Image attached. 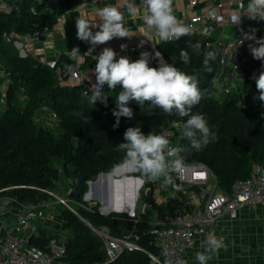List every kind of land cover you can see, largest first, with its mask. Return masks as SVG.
Masks as SVG:
<instances>
[{"label": "trees", "instance_id": "trees-1", "mask_svg": "<svg viewBox=\"0 0 264 264\" xmlns=\"http://www.w3.org/2000/svg\"><path fill=\"white\" fill-rule=\"evenodd\" d=\"M77 0H5L8 12L0 13V67L7 73L9 88L6 92V107L0 114V191L14 197L20 204H34L47 200L46 191L56 188L61 178L76 181L81 174L85 181L94 179L99 173H111L125 160V152L117 145L124 142L123 133L128 127H138L147 135L163 134L173 123H181L178 147L188 146L182 136V125L187 117L175 112L168 115L159 108H143L129 104L133 118H120L114 128L116 118L115 98L121 90L119 86L110 90L105 85L106 103L90 101L82 95L83 85L60 87L55 83V67L63 63H74L69 56H61L54 64L39 61L31 55L19 56L12 43H7L5 33L16 36L31 35L53 27L57 18L72 9ZM249 0H242L247 5ZM201 6V5H200ZM264 37V27L256 34ZM200 44L199 49L189 46ZM215 39L202 37L196 31L192 36L180 40L159 42L155 51H160L168 63H173L181 71L194 75L202 99L193 107V114H203L210 128L209 143L200 151L189 149L181 156L187 161L206 164L215 175L221 191L230 193L236 181L249 177L253 165L264 169V102L256 99L259 93L254 77L264 71V61L251 55L248 44L239 48L244 64L241 92L227 91L217 98L208 91L218 72L217 58L204 63L207 52L218 54L213 45ZM188 52L190 62L184 64L180 50ZM154 56V54H153ZM150 66L158 67L155 59ZM41 108L53 112L59 119L56 131L35 120ZM85 183V182H84ZM87 190L85 187L84 192ZM69 198L82 205L83 194ZM150 202V197L143 196ZM78 216L67 209L58 214L61 229L67 234L62 264H151L147 253L165 257L154 242L149 221L152 210L141 214L133 221L126 214L103 215L99 204L90 210L77 207ZM94 227L107 226L111 233L122 236L134 230V241L141 250L124 251L113 261L106 262L101 239L92 232L87 223ZM48 237L41 234L30 243L44 247Z\"/></svg>", "mask_w": 264, "mask_h": 264}, {"label": "built area", "instance_id": "built-area-1", "mask_svg": "<svg viewBox=\"0 0 264 264\" xmlns=\"http://www.w3.org/2000/svg\"><path fill=\"white\" fill-rule=\"evenodd\" d=\"M103 1L105 0H80L78 7L86 10ZM189 5L197 7L199 0H190ZM8 11L9 7L5 0H0V13ZM218 14L215 8L203 10L189 17L185 24L190 25L202 37H211ZM46 31L19 36L10 32L5 33L4 38L7 43H12L19 49L20 55L26 56L25 47L33 48L35 42ZM240 41L234 40L227 44L228 53L225 58L227 61H233L234 69H240L238 54ZM218 53L223 62L221 52L218 51ZM76 64L77 61L72 64L57 65L54 71L55 83L60 87L83 85L82 95L92 99V85L95 80H90L87 85L83 84L86 75L81 71V63L79 62L78 67L75 68V74L67 70L69 65L75 66ZM8 88L7 73L2 70L0 73V106L4 109ZM58 122L56 114L48 111L43 125L51 128ZM178 124L181 125L179 122L173 123L163 132L170 141L169 147H178V134L181 128L177 127ZM183 161L184 167L181 172L172 173L171 184H165L164 178L161 177L156 181H146L140 185L139 208L132 219L136 222L141 214L146 213L148 209L152 210L149 221L150 232L154 237L156 247L161 251H168V258L172 264H188L185 252L193 246L195 237L214 234L215 227L224 217L233 219L243 208L256 204L264 205V169L260 165H253L248 178L236 181L230 193H224L220 190L215 175L206 164L187 161L184 158ZM121 165H124V162ZM94 179L87 181L94 182ZM76 182L77 180L68 185V194L73 192ZM140 186L138 185V188ZM46 193L53 198L54 202L45 205L43 201L34 204H20L14 197L0 191V264H62L60 257L64 253L67 234L62 231L61 227L59 233L48 237L44 247L40 248L30 243L32 238L41 236L37 223L43 214L41 208L56 203L62 205V209H67L78 216L77 207L90 210L95 202L82 205L70 198L60 196L54 190L46 191ZM143 196L150 197V202H147ZM70 201H73L76 207ZM99 211L106 215L100 208ZM120 212L113 211L111 208L108 214ZM59 224L61 225L60 221ZM87 225L101 239L106 262L113 261L124 251L141 250L134 241L133 229L122 236H116L107 226L94 227L89 223Z\"/></svg>", "mask_w": 264, "mask_h": 264}, {"label": "clouds", "instance_id": "clouds-1", "mask_svg": "<svg viewBox=\"0 0 264 264\" xmlns=\"http://www.w3.org/2000/svg\"><path fill=\"white\" fill-rule=\"evenodd\" d=\"M124 5L133 17L143 9L144 24L160 41L180 40L184 36L194 35L195 30L179 21L174 15L173 0H140L139 5L135 0H124ZM243 7L241 3L240 8ZM245 14L249 19L264 20V0H249ZM96 15L100 18L99 24L91 23L83 13L76 19L77 38L91 45L87 53L92 54L97 45L106 44L113 38H130L135 35L125 27L124 14L120 8L105 6L97 9ZM230 18L235 25L242 23L239 10L232 11ZM92 28L99 30L93 33ZM144 30L140 28L139 32L143 33ZM256 31L251 29L243 33L240 42L242 44L244 41H252L248 44L251 55L256 60L264 61V37L257 38ZM144 43L142 39L138 47H142ZM189 46L194 49L200 48L199 43L189 42ZM127 47V44L120 45L121 51H126ZM117 55L112 48L105 47L95 57L96 64L92 70L95 76V83L92 85L93 103L95 105L97 99L106 103L107 99L102 95L105 85L110 90L120 87L121 90L115 98L116 107L112 111V115L116 118L114 128L119 126L121 117L133 118V109L129 107L133 101L140 108L147 103L150 108H159L168 115L175 112L180 117H187L182 125V136L188 141L187 147H169L170 141L166 135L151 132L145 135L138 127H128L123 133L124 142L117 145L118 150L125 152L124 167L139 171L141 183L156 181L163 177L165 184H171L172 173H179L184 167L181 153L189 149L200 151L202 146L209 143L210 135H215L210 133L204 115L192 112L193 107L202 99L198 80L194 75L181 71L173 63L166 62L160 51H155L154 56L148 51H143L136 60H131L126 55H121L117 59ZM179 55L184 64L190 62L186 50L181 49ZM69 57L77 61V64L69 65L67 70L75 74V68L83 61L84 55L80 54L78 47H73L69 51ZM150 59H155L158 67L150 66ZM215 59V52H207L204 63L207 65L210 60ZM254 79L259 93L256 99L264 102V71ZM177 127L181 125L178 124ZM201 247L204 250L196 254V260L198 264H208V261L212 260L221 248H226V245L222 237L217 238L214 234H209L201 242ZM147 255L151 264H172L167 250L162 251L165 257L163 262L156 255L151 253Z\"/></svg>", "mask_w": 264, "mask_h": 264}, {"label": "crops", "instance_id": "crops-1", "mask_svg": "<svg viewBox=\"0 0 264 264\" xmlns=\"http://www.w3.org/2000/svg\"><path fill=\"white\" fill-rule=\"evenodd\" d=\"M79 1L80 0H77L72 9L57 18L53 27L43 33L39 40L35 42L33 48L31 46H26L25 55H31L41 62L52 65L57 62L61 56H69V51H71L73 47H78L80 54L84 55V59L80 63L81 71L86 75L83 84L87 85L90 80H95L92 71L96 64L95 57L98 56L105 47L112 48L118 54L117 59L121 55H126L131 60H136L143 51H148L152 55L154 54L158 43L161 41L150 32L144 24L143 9H141L138 15L133 17L127 12L124 0H105L86 10H81L78 7ZM135 3L139 5L140 0H135ZM189 3L190 0H173V13L177 19L184 24L189 17L201 13L203 10L215 8L219 13L211 37L215 39L213 45L221 52L222 58L224 59L226 53H228L227 44L234 40H240L242 37V35L239 34L240 31L250 30L249 27L252 19H249L245 14L247 5H244L242 0H199V5L197 7H191ZM241 3L244 5L243 8H240ZM105 6H116L120 8L124 14L125 27L128 28L131 34L135 35L130 38H113L106 44L97 45L92 54L87 53L91 45L89 42L81 41L77 38L76 19L83 13L86 14L87 19L91 23L99 24L100 18L96 15V10ZM234 10H239L241 14L242 23L239 25H235L231 21V13ZM140 28L145 29L143 33L139 32ZM98 30V28H92L93 33ZM142 39L145 43L142 47H138ZM121 44H127L128 47L126 51H121ZM153 45H155V48H153ZM242 46L243 45H241V47ZM73 62L75 61L73 60ZM227 64H232L231 67L233 66V63L229 61ZM218 79L219 82L221 79H228L230 84V79H233V72L231 78L225 74ZM102 95L106 98L104 92H102ZM89 100L93 101L92 99ZM99 102L103 101L100 100ZM3 110L4 108L0 106V114ZM37 114L40 116L39 118L43 123L44 117L47 116L48 111L41 108ZM91 199H95V197ZM43 202L44 205L49 204V202ZM93 202L95 201L93 200ZM53 209L54 205L42 207L41 211H43V214L37 222L40 234L46 237L55 235L61 231L59 221L57 224H53ZM214 235L217 238H223L226 248H221L218 254L214 256L212 260L208 261V264H264V205L256 204L243 208L238 211L233 219L224 217L215 227ZM207 237L208 236L195 237L193 246L185 252L188 264H198L196 254L204 250L201 247V242Z\"/></svg>", "mask_w": 264, "mask_h": 264}, {"label": "rangeland", "instance_id": "rangeland-1", "mask_svg": "<svg viewBox=\"0 0 264 264\" xmlns=\"http://www.w3.org/2000/svg\"><path fill=\"white\" fill-rule=\"evenodd\" d=\"M257 19H252L251 21V25L249 27V29H256V33L257 34L263 27H264V20H260V21H256ZM249 30V31H250ZM249 31H240L239 34L242 35L241 39H243V33H247ZM247 42V41H244ZM243 42V43H244ZM240 44V47L241 45ZM225 44V42H224ZM14 46V45H13ZM15 49L17 50L18 54L20 55L19 49H17L16 46H14ZM240 50L238 51L239 54ZM229 65V66H228ZM232 65V64H231ZM230 64H227V66L229 68H232ZM2 69L0 67V73H1ZM242 73L240 69H234L233 68V79H230V84L228 79H221V81L219 82L218 80V76L215 77L214 79V84L211 88V94L217 98H221V95H223L224 93H226L227 91H231V90H235L237 89L239 92H241V84H242ZM1 92V90H0ZM40 116L38 114L35 115V120L39 123V124H43L42 121L39 118ZM47 127V126H46ZM53 130L56 131V126H52L51 127ZM111 174L113 176L111 177H106L103 180H100V178H95L94 181H98L96 182V185H88L87 187V191L91 192V197L92 195H95V199H89V200H85L83 197V200L88 202H93V200L95 201L96 204H99V208L103 207V208H113V211L116 210V208L118 209H122V211L120 213L122 214H126L130 219H133L135 217L136 212H138V208H139V201H140V197H139V193H140V189L141 186L138 188V179L141 176V173L139 171L136 170H131V169H126L124 167V165H122L119 169H118V173H113L111 172ZM126 179L128 180V184L126 183L127 187V191L124 187V184L121 182V180ZM74 182L73 180H65L64 178H61L60 182L57 184L56 188L54 189V191L56 193H59L60 196L64 197V198H69V194H68V189H69V184ZM76 185V184H75ZM143 188V186H142ZM75 187L73 188V192H74ZM72 200V199H71ZM46 202L51 203L52 201L54 202L53 198H48L47 200H44ZM112 202H116L117 207H113L111 206ZM70 203L76 207V204L73 201H70ZM106 204V206H105ZM51 206L54 205V209L52 210V220L54 221L53 224H57L59 221L58 218V214L61 212L62 210V205L60 204H50ZM125 206V207H124ZM133 208V212L134 215L131 216L129 213V210Z\"/></svg>", "mask_w": 264, "mask_h": 264}, {"label": "water", "instance_id": "water-1", "mask_svg": "<svg viewBox=\"0 0 264 264\" xmlns=\"http://www.w3.org/2000/svg\"><path fill=\"white\" fill-rule=\"evenodd\" d=\"M19 56H21V57H23L24 55H19ZM217 63H218V72H217V76L219 75V73H221V76H224L225 74H227V76L229 77V78H231L232 77V72H233V67L232 68H229V67H227V58H225L224 60H223V62L221 61V56H220V54L218 53L217 54ZM230 63H233V61L231 60V61H229ZM239 66H240V70H241V73L243 74L244 72H243V70H244V64H243V62L241 61V59H240V55H239ZM220 76V77H221ZM212 84L210 85V87L208 88V91L210 92V90H211V88H212ZM122 165H119L114 171H113V173H118V169L121 167ZM111 173H99L98 175H97V178H100L101 176H103L104 178H106V177H109V175H110ZM138 179V184H139V186L142 184L141 182H140V179L139 178H137ZM85 182V183H84ZM96 182H98V181H94V182H91V181H85V178L80 174L79 175V179L77 180V182H76V185H75V189H74V195L75 196H80V195H82L83 194V197H84V199L85 200H89L90 198H92V197H95V195H92V197H91V192H89V191H85L84 192V190H85V187H88V185L90 186L91 184L94 186V185H96L97 183ZM96 204V203H95ZM101 210H102V212L104 213V214H108L109 213V211L111 210V208H100ZM116 210L117 211H122V209H118V208H116ZM129 213H130V215H133L134 214V212H133V208H131L130 210H129Z\"/></svg>", "mask_w": 264, "mask_h": 264}, {"label": "bare ground", "instance_id": "bare-ground-1", "mask_svg": "<svg viewBox=\"0 0 264 264\" xmlns=\"http://www.w3.org/2000/svg\"><path fill=\"white\" fill-rule=\"evenodd\" d=\"M111 176H113V175L110 174L109 177H111ZM103 179H104V177L101 176V177H100V180H103ZM121 182L124 184V187H125V189H126V191H127V187H128V186H126V183L128 184L129 181L126 180V179H123V180H121ZM105 206H106V204H105ZM111 206H113V207L116 208V207H117L116 202H112ZM124 207H125V206H124Z\"/></svg>", "mask_w": 264, "mask_h": 264}]
</instances>
